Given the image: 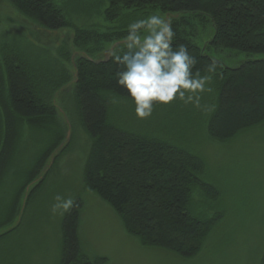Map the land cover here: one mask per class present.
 Here are the masks:
<instances>
[{
  "label": "rangeland",
  "instance_id": "obj_1",
  "mask_svg": "<svg viewBox=\"0 0 264 264\" xmlns=\"http://www.w3.org/2000/svg\"><path fill=\"white\" fill-rule=\"evenodd\" d=\"M71 7L77 8L75 11L81 16L72 15L73 23L87 31L94 29L103 34L127 27L120 17L108 20L103 5L89 9L86 5ZM84 13H91L92 17H83ZM209 29V24L200 28L194 42L204 47L205 55L213 61L235 68L246 60H264V55L207 48L205 42L211 35L204 32ZM71 40V32H44L0 0V45L8 43L18 48L42 84L37 91H41L47 105L44 124H19L13 145L11 142L5 152L8 160L0 169V264H61L66 212L53 211L57 195L82 202L79 264H261L264 122L232 139L213 140L205 130L213 101L211 91L200 94L199 107L175 101L157 107L147 119H138L127 99L109 95L106 117L110 124L197 155L203 162L201 179L212 185L219 198L213 206L205 194L193 192L191 214L198 217L204 213V220L217 214L220 218L192 257L144 246L126 231L113 207L84 183L92 142L80 121L73 86L75 71L71 59H65L71 50L62 46ZM109 48L107 44L100 54L94 51L93 57L107 59ZM231 115L222 117L221 125L239 122L238 114Z\"/></svg>",
  "mask_w": 264,
  "mask_h": 264
},
{
  "label": "trees",
  "instance_id": "obj_2",
  "mask_svg": "<svg viewBox=\"0 0 264 264\" xmlns=\"http://www.w3.org/2000/svg\"><path fill=\"white\" fill-rule=\"evenodd\" d=\"M5 1L44 32L72 34L71 42H63L62 46L71 50L65 59H71L69 62L75 71L73 86L80 121L92 142L84 169L86 187L113 207L126 231L144 246L173 251L186 258L195 255L212 224L220 218L218 214L207 218L206 214L204 220V213L198 218L189 211L196 190L205 194L213 206L219 199L212 185L201 179L203 162L185 149L120 129L107 121L109 95L127 98L120 95L123 90L116 84L117 64L109 57L95 59L93 54L94 51L100 54L107 44L113 47L120 43L117 46L123 47L121 41L126 38L127 27L103 34L93 28L91 31L79 28L71 16H81L71 5H86L88 9L103 5L108 20L120 17L125 26L153 10L170 16L176 31L174 47L187 46L197 58L195 67L202 74L212 76L208 87L213 101L205 130L213 140H229L264 122V60H246L235 68H228L206 56L205 48L199 47L194 39L200 28L209 24L211 29L204 32L211 35L205 42L207 48L264 55V0ZM84 14L83 17H92L91 13ZM0 49L1 169L8 160L5 152L14 142L15 127L26 122L44 124L47 105L40 96L41 91H37L42 84L23 61L18 48L2 43ZM213 63L217 67L211 74L207 69ZM229 113L238 114L239 122L221 125L222 117ZM75 201L62 223L61 264L80 261L78 221L82 202ZM261 264H264V254Z\"/></svg>",
  "mask_w": 264,
  "mask_h": 264
},
{
  "label": "clouds",
  "instance_id": "obj_3",
  "mask_svg": "<svg viewBox=\"0 0 264 264\" xmlns=\"http://www.w3.org/2000/svg\"><path fill=\"white\" fill-rule=\"evenodd\" d=\"M172 19L159 10L127 25L123 47L114 45L107 56L118 66L116 84L138 119H147L160 106L175 101L200 106V94L210 92L212 76L197 69V58L183 44L173 45ZM217 65L207 69L214 74ZM53 211L68 212L76 203L71 196L54 197Z\"/></svg>",
  "mask_w": 264,
  "mask_h": 264
},
{
  "label": "water",
  "instance_id": "obj_4",
  "mask_svg": "<svg viewBox=\"0 0 264 264\" xmlns=\"http://www.w3.org/2000/svg\"><path fill=\"white\" fill-rule=\"evenodd\" d=\"M117 45V44H116ZM108 59V58H107Z\"/></svg>",
  "mask_w": 264,
  "mask_h": 264
}]
</instances>
